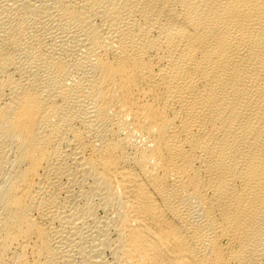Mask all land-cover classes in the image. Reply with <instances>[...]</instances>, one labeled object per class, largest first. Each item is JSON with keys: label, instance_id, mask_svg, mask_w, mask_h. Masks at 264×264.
<instances>
[{"label": "bare ground", "instance_id": "6f19581e", "mask_svg": "<svg viewBox=\"0 0 264 264\" xmlns=\"http://www.w3.org/2000/svg\"><path fill=\"white\" fill-rule=\"evenodd\" d=\"M0 264H264V0H0Z\"/></svg>", "mask_w": 264, "mask_h": 264}]
</instances>
